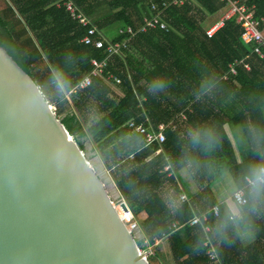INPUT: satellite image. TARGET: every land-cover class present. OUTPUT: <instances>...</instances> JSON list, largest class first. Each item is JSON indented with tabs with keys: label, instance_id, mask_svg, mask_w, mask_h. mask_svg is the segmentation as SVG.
<instances>
[{
	"label": "trees",
	"instance_id": "16d2710c",
	"mask_svg": "<svg viewBox=\"0 0 264 264\" xmlns=\"http://www.w3.org/2000/svg\"><path fill=\"white\" fill-rule=\"evenodd\" d=\"M5 1V9L0 8V48L40 87L67 129L80 138L81 147L85 135L93 142L148 240L145 249L167 241L174 264H264V195L256 197L248 188V204L239 205L232 195L221 204L212 188L224 172L242 187L249 167L264 157V59L244 44L236 17L208 35L227 10L225 3L187 0L173 5L166 16L169 31L150 29L132 38L130 47L108 66L120 81L121 97L99 77L91 86L78 88L92 70L91 61L107 57L105 48L82 43L89 27L79 25L55 0ZM74 1L116 42L128 37L113 36L117 28L138 30L149 6L163 0ZM239 1L255 6L256 16L264 17V0ZM102 7L109 12L97 14ZM245 57L252 70L240 67L235 81L223 80L229 64ZM154 80L165 83L163 91H149ZM131 122L148 130L170 125L166 142L145 145V135L132 131ZM225 126L233 135L238 129L248 144L240 163ZM170 163L173 168L165 170ZM186 166L199 192L185 183L181 169ZM182 192L189 201L181 200ZM216 206L219 216L212 211ZM205 212H210L208 222L190 225ZM176 222L181 225L177 229ZM249 230L257 239L245 245L239 231ZM209 240L217 259L209 253ZM138 244L142 248L143 240ZM159 254L156 246L152 257Z\"/></svg>",
	"mask_w": 264,
	"mask_h": 264
},
{
	"label": "water",
	"instance_id": "95a60500",
	"mask_svg": "<svg viewBox=\"0 0 264 264\" xmlns=\"http://www.w3.org/2000/svg\"><path fill=\"white\" fill-rule=\"evenodd\" d=\"M79 139L0 48V264H151Z\"/></svg>",
	"mask_w": 264,
	"mask_h": 264
},
{
	"label": "built area",
	"instance_id": "2783aa9c",
	"mask_svg": "<svg viewBox=\"0 0 264 264\" xmlns=\"http://www.w3.org/2000/svg\"><path fill=\"white\" fill-rule=\"evenodd\" d=\"M187 0H163L161 2H154L149 6V12L144 16L142 26L139 27L138 30H135L132 27L127 29L120 28L117 32L116 36H124L128 35L126 39L123 41H111L105 34L97 27L95 24L94 18L88 15L85 11H83L79 5L74 0H55V4L58 7H64L72 17L78 21L79 25L83 27H89L87 34L83 37L82 43L88 46H92L95 49H104L107 52V57L98 61L96 59L91 61L92 70L90 73L86 74L84 78L80 81L78 88L85 89L91 86L94 77L101 78L108 85H117L119 83V79L114 76L112 73L108 71V66L110 60L117 55H122L123 51L130 47V40L136 37L139 33H145L150 29H160L169 31L170 26L167 21L168 10L173 5H184ZM227 6V10L224 15L221 17L220 21L208 31V35L212 36L217 29H219L227 19L232 17H236L237 23L240 24L243 28L241 39L246 45H250L253 47L254 52L264 59V17H257L254 8L255 6H250L244 2H240L239 0H221ZM229 70L224 73L222 76L223 80H234L238 76V69L240 67L244 68L246 71H251L252 66L248 62V57L242 59H235L232 63L229 64ZM186 118V116H184ZM148 130L144 124H137L136 122H131L129 128L137 133L145 135L146 144L151 145L154 142L165 143L166 142V130L170 127V125L162 124L159 126L158 130H155L152 126H149ZM156 151H162L158 149ZM135 156V152L131 153L129 157L133 158ZM173 165L170 163L166 166L165 170H171ZM247 177H245L246 183L242 187H237L233 190L232 196L235 198L236 202L239 205H246L249 203L248 195H246V189L251 188L248 183ZM181 200L183 202L189 201V195L186 192H182ZM124 201V200H123ZM121 208V218L124 222L129 225L132 222L138 221L136 220L133 211L131 210L129 204H127L128 209L126 211L123 210L120 203H117ZM212 211L216 216H219V208L218 206L214 207ZM210 212L197 214L191 221V226H198L200 224L206 223L209 221ZM233 220V217H231ZM181 225L179 223H174L173 227L175 229L179 228ZM206 230L209 231L210 228L206 227ZM207 245L210 244L211 247L209 249V253L213 259L218 258V252L215 246L209 240Z\"/></svg>",
	"mask_w": 264,
	"mask_h": 264
},
{
	"label": "crops",
	"instance_id": "0c3cea01",
	"mask_svg": "<svg viewBox=\"0 0 264 264\" xmlns=\"http://www.w3.org/2000/svg\"><path fill=\"white\" fill-rule=\"evenodd\" d=\"M3 2L6 5V1L4 0ZM54 4H55V2H54ZM101 9H102V11L108 10L107 7H102ZM102 11H100V12L98 11V12L101 14L106 13V12L102 13ZM99 13H97V14H99ZM119 29H120V27L117 28V30L115 31L116 33L114 32L115 36L117 35V32ZM117 56H120V55H117ZM115 57L116 56H114L110 61H113ZM111 87L113 88L115 93H117L119 96H121V97L124 96L123 92L119 89V87L117 85H115V86L111 85ZM182 116L184 117L185 115L183 114ZM225 130H226V132H227V134L230 137V140L232 142L237 161L240 163L242 160V155L248 154V153H246V152H248V144H246V142H244L245 140L242 139V134L238 129H236L237 135H233V131H232L230 126H225ZM90 142L93 144V142L91 140H90ZM240 146L242 147L241 150L239 148ZM92 150L97 151L94 144H93ZM155 153L158 154V153H160V151H155ZM181 174H182V177L184 178L185 183L191 189V191L195 192V193L198 192L200 189V185L197 182V180L195 179V176L191 170V167L186 166V167L182 168ZM237 186L238 185H237L234 177L231 175L230 172H224V173L220 174L212 184V188H213V191L217 197V200L221 204L227 200V198L232 194L233 190L235 188H237ZM135 231H137L139 239L143 240V245L146 244V247H147L148 240L146 239L145 234H144L142 228L139 226V224L136 225ZM239 235H240L242 242L245 245H248L252 242H255L257 239V235H256V232L254 230H249L246 232L239 231ZM155 245L158 246V248L160 249V254L156 255V256H158V258H156V259H159V260H156V263H158V264H174V259H173V255H172L169 243L167 241H156ZM156 246L149 245L148 248L154 247L156 250ZM168 257H169V260H168Z\"/></svg>",
	"mask_w": 264,
	"mask_h": 264
},
{
	"label": "clouds",
	"instance_id": "9594fccd",
	"mask_svg": "<svg viewBox=\"0 0 264 264\" xmlns=\"http://www.w3.org/2000/svg\"><path fill=\"white\" fill-rule=\"evenodd\" d=\"M165 86L166 85L162 80H154L149 91H154L156 89L163 91ZM196 139L198 140L199 137L197 136ZM248 172L249 175L247 180L251 186L252 194L256 197L264 195V157H262L261 162L251 165L248 169ZM233 211L235 215L239 214L238 211Z\"/></svg>",
	"mask_w": 264,
	"mask_h": 264
},
{
	"label": "rangeland",
	"instance_id": "374dc122",
	"mask_svg": "<svg viewBox=\"0 0 264 264\" xmlns=\"http://www.w3.org/2000/svg\"><path fill=\"white\" fill-rule=\"evenodd\" d=\"M4 0H0V8L2 9V10H4L5 9V4H4V2H3ZM100 11H102V10H100ZM104 12H106V13H108L109 12V9L107 10V11H102V13H104ZM99 14H101V13H99ZM94 16V15H93ZM115 32V31H114ZM116 33V32H115ZM115 33H113V36L115 35ZM88 151H89V154H88V156H89V158L90 159H93V157L95 156V152L92 150H89L88 149ZM95 166L98 168L99 166H98V164L97 163H95ZM98 172L99 173H103V169H100L99 170V168H98ZM189 178V177H188ZM188 180V179H187ZM109 183V182H108ZM200 189H201V187H200ZM200 189H199V191H200ZM198 191V192H199ZM169 193V192H168ZM112 196H113V200H114V202L117 204V201H118V193L116 192V191H114L113 193H112ZM117 206V208L119 207V205L117 204L116 205ZM120 208V207H119ZM119 208H118V210H119ZM119 212H120V214L122 213L121 212V208H120V210H119ZM130 227H131V230L133 231V232H135V233H137V231H135V227H136V222H132L131 224H130ZM137 235H138V233H137ZM140 240V239H139ZM142 248H144V249H142L143 251L145 250H150V249H152V248H147V249H145L146 248V244H144V246L142 247ZM153 254V250H152V252L148 255V256H150L151 255V257H150V262H151V264H158V263H156V260H159V259H156V258H153L152 255ZM168 260H169V257H168Z\"/></svg>",
	"mask_w": 264,
	"mask_h": 264
}]
</instances>
